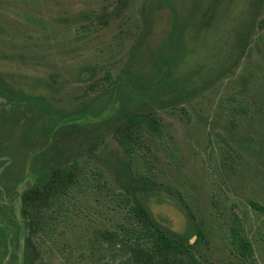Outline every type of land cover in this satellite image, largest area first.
<instances>
[{
    "label": "rangeland",
    "instance_id": "374dc122",
    "mask_svg": "<svg viewBox=\"0 0 264 264\" xmlns=\"http://www.w3.org/2000/svg\"><path fill=\"white\" fill-rule=\"evenodd\" d=\"M244 1H237L234 20L207 32L210 0H0V73L37 82L61 112L109 98L126 73L151 75L160 53L176 58L162 91L149 101L161 133L145 134L136 158L106 126L63 131L43 150L24 145L19 130L10 138L0 125V264H25L26 255L30 264L120 263L111 252L91 250L94 227L116 230L127 223L126 211L105 192L79 193L55 228L48 217L52 226L45 232L33 234L24 221L29 170L66 156L89 178L102 173L110 191L121 185L125 163L150 177L164 201L152 206L154 218L178 232L191 230L184 242L202 264H264V36L253 42L252 55L236 62L238 33L248 28L246 16H238ZM191 13L196 21L172 46L173 14L188 19ZM22 120L19 113L16 121ZM91 141L95 145L75 153ZM233 227L251 245L246 263L233 252Z\"/></svg>",
    "mask_w": 264,
    "mask_h": 264
},
{
    "label": "trees",
    "instance_id": "16d2710c",
    "mask_svg": "<svg viewBox=\"0 0 264 264\" xmlns=\"http://www.w3.org/2000/svg\"><path fill=\"white\" fill-rule=\"evenodd\" d=\"M230 1V6H224L223 0H210L202 29L208 32L215 28L218 31L225 26L223 20L230 19L229 23L234 20L238 0ZM244 3V9L238 16H246L248 28L238 33L237 63L245 54L252 55L253 42H260L264 36V0H245ZM197 13H191L188 19H180L173 14V31L168 37L172 46L182 42L185 32L196 21ZM257 31H260L259 34ZM157 59L151 75L126 73L118 78L119 82L111 89L109 98L95 99L68 113L55 109L40 93L41 87L36 86L37 82L0 73V125L6 128L10 138L19 130L20 141L24 145L29 149L41 145L43 150L52 146L63 131L77 132L91 125L99 128L106 126L124 152L132 158L137 153L138 141L145 134L157 137L161 133L159 118L149 108V101L152 95L162 91L165 80L176 66V58L160 53ZM88 75L83 73L85 77ZM127 82H134L133 89L129 88L128 92L123 93L120 89ZM19 113L23 117L21 124L16 121ZM3 144V138H0V148ZM87 144L95 145L92 141L83 142L75 153ZM122 169L125 176L120 178L121 185L117 183L116 189L110 191L111 186L102 173H94L93 178H89L77 159L68 161L66 156L32 167L21 199L24 221H27L33 234L45 232L52 225L55 228L62 222L70 210L71 201L79 193L86 190L105 192L116 200L121 210L126 211L127 223L120 224L116 230L94 227L90 235L92 254L94 251L102 254L111 252L114 259L120 260L119 264H202L184 242V239L193 236L191 230L178 232L165 223L166 219L161 218L162 222H158L154 218L152 206L162 205L164 201L156 196L153 180L148 176L136 175L130 162L125 163ZM49 211L54 216L49 215ZM48 217L54 222L52 225ZM162 223L166 224V229ZM230 240L235 256L244 263L250 261L251 245L240 230L233 227ZM26 259L25 264H30L27 255Z\"/></svg>",
    "mask_w": 264,
    "mask_h": 264
}]
</instances>
